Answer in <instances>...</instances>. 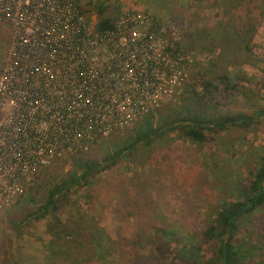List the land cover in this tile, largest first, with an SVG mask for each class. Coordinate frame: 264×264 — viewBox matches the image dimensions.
I'll return each instance as SVG.
<instances>
[{
    "label": "rangeland",
    "instance_id": "374dc122",
    "mask_svg": "<svg viewBox=\"0 0 264 264\" xmlns=\"http://www.w3.org/2000/svg\"><path fill=\"white\" fill-rule=\"evenodd\" d=\"M209 3L210 0H80L79 8L91 29L103 18L115 21L122 13L147 14L151 24L169 28L173 48L191 59L187 66L189 78L209 80L217 86L214 101L206 99L203 104L207 112L253 115L264 109L262 5L256 0L242 2L241 16L234 20L221 17ZM248 6L252 9L245 15ZM96 10L102 12L99 18ZM217 21L227 25L234 21L230 26L241 30L222 35L195 34L215 28L212 23ZM11 37L10 28L0 23V68ZM220 77H225L233 89L223 91ZM184 89L178 100L161 101L152 108L158 113L169 107L176 109L187 95L188 89ZM195 92L200 93L199 88ZM123 130L98 140L84 155L96 158L105 142H115ZM206 135L208 140L195 143L172 131L149 146H138L129 157H121L95 175L89 186L72 189L58 216L75 232L85 227L102 229L109 236L111 249L125 252L128 262L123 264H168L170 259L162 251L160 254L154 244V230L170 231L186 244H198L199 231L214 217L221 202L234 198L235 188L251 178L264 146V118L258 117L244 128L228 126ZM63 156L39 169L23 193L0 212V264H47L44 227L49 218L35 221L24 217L36 208L43 181L70 171ZM237 237L253 247L245 263L264 264V206L250 216L247 231ZM135 250L136 261L132 258ZM202 252L208 257V248ZM110 258L113 264L115 259ZM186 264L193 263L187 259Z\"/></svg>",
    "mask_w": 264,
    "mask_h": 264
},
{
    "label": "built area",
    "instance_id": "2783aa9c",
    "mask_svg": "<svg viewBox=\"0 0 264 264\" xmlns=\"http://www.w3.org/2000/svg\"><path fill=\"white\" fill-rule=\"evenodd\" d=\"M0 23L12 34L0 69V212L39 169L178 100L189 79L191 59L144 13L96 33L78 0H0Z\"/></svg>",
    "mask_w": 264,
    "mask_h": 264
},
{
    "label": "trees",
    "instance_id": "16d2710c",
    "mask_svg": "<svg viewBox=\"0 0 264 264\" xmlns=\"http://www.w3.org/2000/svg\"><path fill=\"white\" fill-rule=\"evenodd\" d=\"M228 1L210 0L209 7L219 11L221 17L239 19L240 6L246 0ZM256 1L262 5L259 12L264 15V0ZM251 9L252 7L248 6L244 11L245 15L249 14ZM96 12L99 18L102 12L100 10ZM80 13L82 14L81 10ZM113 22L108 18L100 19L92 31L96 33L108 31L112 28ZM232 23L227 25L217 21L212 23L215 28L199 30L195 34L217 32L222 35L230 34V31L239 32L240 28L230 26L234 25ZM158 27L160 26L152 24L153 29ZM218 41L224 43L221 39ZM175 50L178 51L176 47ZM220 80L223 91L233 89L234 86L228 85L225 77H220ZM195 87L199 88L200 93L195 92ZM184 88L186 91L188 89L185 93L187 95H183L176 109L169 107L161 113H158L156 108L149 109L138 118L139 120H134L132 126L126 127L115 142H109L110 144L105 142V147L96 158L85 156L83 151L66 154L62 159L67 161L70 171L54 180H42L43 183L39 186L41 197L37 201V206L33 212L26 214L24 220L38 221L45 217L49 218L44 227L47 236L45 244L47 264H111V256L115 259L112 260L113 264L128 262L125 252L119 248L111 249L109 236L102 229L85 227L86 229L81 228L75 232L70 223L58 216L59 210L66 205L72 189L89 186L95 175L109 169L121 157H129L138 146H149L153 140L166 133L177 131L191 142L203 143L208 140L206 133H217L228 126L244 128L258 117L264 118V109L257 110L253 115L241 112L217 115L207 112L203 104L206 99L214 101V93L217 92V86L209 80L198 82L189 78ZM37 173L38 171L34 175ZM250 177L246 184H239L235 188L234 198L221 202L214 217L199 231L198 244H186L170 231L154 230L155 236L152 238L154 244L157 245L160 254L162 251L170 259L168 264H174L176 261L186 264L187 259L193 264H246L245 258L251 255L253 247L250 242L248 244L246 240L240 241L237 236L244 230L247 231L250 216L264 206V146ZM82 231L86 233L84 236ZM204 248H208V257L202 252ZM133 254L132 258L136 261L137 250L133 251Z\"/></svg>",
    "mask_w": 264,
    "mask_h": 264
}]
</instances>
